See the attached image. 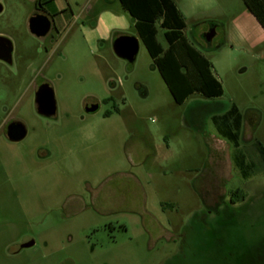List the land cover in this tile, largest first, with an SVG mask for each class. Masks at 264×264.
Segmentation results:
<instances>
[{"label": "rangeland", "instance_id": "rangeland-1", "mask_svg": "<svg viewBox=\"0 0 264 264\" xmlns=\"http://www.w3.org/2000/svg\"><path fill=\"white\" fill-rule=\"evenodd\" d=\"M69 1L54 13L0 0L12 45L0 61V264H264V41H227L243 0H174L223 89L181 105L141 41L132 64L84 41L81 25L103 6L121 11L117 0ZM35 15L50 21L43 38L30 33ZM157 41L167 47L159 28ZM44 84L51 118L35 103ZM232 107L237 148L212 121ZM12 122L26 131L18 143Z\"/></svg>", "mask_w": 264, "mask_h": 264}, {"label": "trees", "instance_id": "trees-1", "mask_svg": "<svg viewBox=\"0 0 264 264\" xmlns=\"http://www.w3.org/2000/svg\"><path fill=\"white\" fill-rule=\"evenodd\" d=\"M134 21V29L167 86L174 102L183 104L191 95L206 98L222 96L220 82L212 73L210 62L187 40L185 19L173 0H117ZM246 10L264 30V0H243ZM158 28L163 30L167 47L157 41ZM110 98L103 102H109ZM109 114H105L107 116ZM219 134L238 147L241 116L232 107L212 117ZM264 160V151L259 150ZM243 168V161L239 163ZM242 173L247 175L244 170ZM235 191L233 195H236Z\"/></svg>", "mask_w": 264, "mask_h": 264}, {"label": "crops", "instance_id": "crops-1", "mask_svg": "<svg viewBox=\"0 0 264 264\" xmlns=\"http://www.w3.org/2000/svg\"><path fill=\"white\" fill-rule=\"evenodd\" d=\"M173 2L176 4L174 0ZM33 5H39V8L42 11L45 8H50V10H52L54 13H58L70 8V1L64 0L63 3H61V1L59 0H33ZM176 6L179 9L177 4ZM118 17H125L127 19V28L122 29L109 27ZM51 23L55 29H57V26L60 28L64 26L75 25L71 22L58 23V25L55 24L54 21H51ZM81 26L84 41L86 42V44L96 50H100V46L107 45H110L112 48V42L116 37L120 35L133 36L137 38L139 46L140 39L138 38L136 31L135 34L126 33L129 32L132 28L134 29V21L122 8L121 11H112L110 10V8L103 6L97 11L94 21L86 24L83 23ZM106 32L110 33L109 37L107 39L101 38L105 35ZM227 41L232 45L246 46L247 49H249L250 47H256L260 42L264 41V30L255 20V18L247 11V15L242 14L240 20L238 19L236 23L231 26V29H229L227 34ZM111 84H113V82Z\"/></svg>", "mask_w": 264, "mask_h": 264}, {"label": "water", "instance_id": "water-1", "mask_svg": "<svg viewBox=\"0 0 264 264\" xmlns=\"http://www.w3.org/2000/svg\"><path fill=\"white\" fill-rule=\"evenodd\" d=\"M28 24L30 33L37 38L45 37L51 28L50 21L43 15L33 16L30 18ZM213 36L214 28L210 29L205 35L206 42H209ZM11 51V43L8 40L0 37V60H6L9 58ZM112 51L117 58L132 64L138 52V39L133 36L120 35L112 42ZM35 103L37 106V111L40 115L44 117H51L55 114L56 106L54 94L48 85L44 84L39 87L35 94ZM97 110L98 105L94 104L86 108L85 112L95 113ZM25 135V128L20 123L10 125L7 131L8 139L12 142L21 141Z\"/></svg>", "mask_w": 264, "mask_h": 264}, {"label": "clouds", "instance_id": "clouds-1", "mask_svg": "<svg viewBox=\"0 0 264 264\" xmlns=\"http://www.w3.org/2000/svg\"><path fill=\"white\" fill-rule=\"evenodd\" d=\"M128 22L125 17H118L115 19L114 23L110 25L109 27H115V28H127ZM110 33L106 32L105 35L101 38L107 39L109 37Z\"/></svg>", "mask_w": 264, "mask_h": 264}, {"label": "flooded vegetation", "instance_id": "flooded-vegetation-1", "mask_svg": "<svg viewBox=\"0 0 264 264\" xmlns=\"http://www.w3.org/2000/svg\"><path fill=\"white\" fill-rule=\"evenodd\" d=\"M0 37H2V36H0ZM3 39H6V38H4V37H2ZM7 40V39H6ZM11 48H12V45H11ZM11 53H12V51H11ZM0 61H2V62H4V63H11V54H10V57L9 58H7L6 60H0ZM96 104V103H95ZM94 105V104H93ZM91 106V105H90ZM90 106H86L85 107V109L86 108H88V107H90ZM51 117H53V116H51ZM50 117V118H51ZM17 123H19V122H12V123H10V124H8L7 125V128H6V138H7V140L9 141V142H11V143H18V142H12V141H10L9 139H8V136H7V131H8V128H9V126L10 125H12V124H17ZM21 124V123H20ZM29 243L28 242H25V243H23V245L20 247V248H18V249H21V248H24V247H27V245H28ZM14 252H17V249H15V251Z\"/></svg>", "mask_w": 264, "mask_h": 264}]
</instances>
